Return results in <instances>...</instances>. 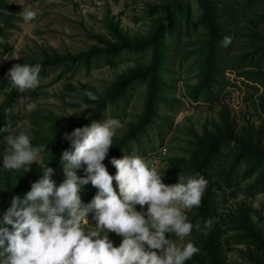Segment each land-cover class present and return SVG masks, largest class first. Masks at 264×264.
Returning a JSON list of instances; mask_svg holds the SVG:
<instances>
[{
	"label": "trees",
	"instance_id": "obj_1",
	"mask_svg": "<svg viewBox=\"0 0 264 264\" xmlns=\"http://www.w3.org/2000/svg\"><path fill=\"white\" fill-rule=\"evenodd\" d=\"M196 1L199 7L198 23L203 28V36L197 41L196 49L188 54L196 55L197 67L196 81L185 83V94L189 99L220 102L219 96L225 83L224 72L229 68V63L231 68L240 69L239 76L255 85H264V0H241L238 3L245 12L254 7L247 18L250 25L242 26L241 29L238 27L233 5L234 1L239 0ZM145 5L149 21L143 32L129 33L121 25L120 17L116 18L107 11L101 20L104 32L87 30L88 37L95 41L87 49L61 54L47 48L38 58L30 56L24 60L3 62V56L11 52L9 35L21 17L14 12L13 3L0 0V126L7 123L12 127L23 119V114L19 111V97L22 93L11 87L9 78H6L13 64H40L42 70L39 79L57 72L51 80V83H55L67 73H76L79 68L89 73L97 67H116L126 54L138 55L134 65L116 74L106 87L97 89L86 86L87 89L83 86L75 92L76 101L66 102L70 106L89 107L90 112L86 117L72 121L70 117L58 116L52 111L45 112L35 108L29 112L27 118L35 128L24 132L32 134L30 142L34 147L45 144L47 151L40 154V160L38 158L37 162L30 165L32 169L29 171L24 168L5 170L0 159V221L11 205L8 200L19 189H24L25 195L31 184L43 174L45 167L54 169L51 179L55 185L57 177L63 175L61 182L63 181L60 155L70 148L64 133H70L74 128L87 125L92 120L102 122L107 107L112 110V118L122 119L121 104H127L130 92L137 84L145 85L142 111L137 120L128 123L122 136L113 141V146L103 161L109 174L114 176L116 172L110 162L112 158L133 156L130 142H140V135L146 133L150 125H156L159 129L170 122V116L161 115L158 109L159 104L163 103V107L172 111L174 103L178 101L169 91L174 88L175 80L171 79V71L166 62L168 43L178 39L185 26H188L190 7L187 0H149ZM236 34L246 40V45L230 58L226 51ZM226 36L231 37V43L227 47L222 43ZM146 51L150 52L147 61L141 57ZM86 92H92L98 99L90 100L85 95ZM33 93L34 90L28 92L30 101L36 100L37 94ZM13 105L17 109L14 115L11 118L4 116L3 107ZM256 105L264 116V91L257 96ZM218 114L219 122L214 123L213 130L204 127L202 133L194 130L190 133L188 157H168L172 168L183 176H194L199 172L208 182L201 206L192 209L188 217L189 222L194 225L188 242L199 247L200 252L185 264H228L226 251L234 249L236 245L245 246L244 249H238V252L248 264H264V226H258L259 223L264 225V215L254 210L246 200L227 212L220 208V199L225 198V189H232V197L242 195L244 199H253L264 193V130L262 126L256 129L246 126L241 131L237 130V124L230 116L227 105H223ZM157 118H162L159 123L155 122ZM6 135L7 133H0V144L5 143ZM155 149H139L138 156L150 157ZM58 172L61 173L59 176ZM177 180L178 176L169 184H174ZM262 209L264 211V203ZM252 212L256 213L258 223L253 220ZM209 219L213 222L206 227L205 221ZM197 223L200 225L199 229L195 227ZM229 230L233 232L228 233ZM166 236L178 239L174 234L171 236L166 233ZM120 242V239H114V246H118Z\"/></svg>",
	"mask_w": 264,
	"mask_h": 264
},
{
	"label": "clouds",
	"instance_id": "obj_2",
	"mask_svg": "<svg viewBox=\"0 0 264 264\" xmlns=\"http://www.w3.org/2000/svg\"><path fill=\"white\" fill-rule=\"evenodd\" d=\"M21 15L30 22L39 13L23 10ZM222 43L227 47L231 37ZM41 70L40 64H13L8 71L11 87L18 93L35 90ZM85 95L98 99L92 92ZM35 108L34 103L27 105L28 111ZM16 111L15 105L3 107L9 118ZM120 127L119 119L92 120L64 133L70 148L60 155L63 181L62 175L55 185L54 169L47 166L25 195L19 189L8 200L11 205L0 221V264H185L200 252L191 241L177 246L166 233L191 236L194 225L186 213L201 206L207 180L197 172L167 185L163 169L150 167L135 155L112 158L116 172L110 175L103 161ZM0 133H7L8 148L2 155L5 170L29 171L47 151L45 144L34 147L27 133L7 123L0 126ZM80 169L84 175L77 174ZM89 183L95 188L85 195ZM136 205L147 206L146 211H137ZM89 217L95 221V230L87 228ZM212 222L205 221V226ZM195 227L199 229V223ZM110 232L121 240L118 246L109 239Z\"/></svg>",
	"mask_w": 264,
	"mask_h": 264
},
{
	"label": "rangeland",
	"instance_id": "obj_3",
	"mask_svg": "<svg viewBox=\"0 0 264 264\" xmlns=\"http://www.w3.org/2000/svg\"><path fill=\"white\" fill-rule=\"evenodd\" d=\"M13 3L14 12L21 17V20L16 23V27L12 29L8 41L11 44V52L5 54L2 58L3 62L9 60H24L26 57H40L42 51L47 48L54 49L63 54L66 52L76 53L80 50L87 49L95 41L87 35V30H95L104 32L102 27V18L109 11L110 15L120 17L121 25L131 34L143 32L148 27V15L145 11V2L149 0H7ZM239 1H234V13L238 21V27L250 25L249 11L241 10ZM190 7V21L188 26H185L181 36L168 43L167 66L171 71V79L175 80L174 88H170V95L176 97L178 101L174 103V110L169 111L163 107V103L159 104L161 115H169L170 122L164 124L159 129L156 125H150L146 133L140 135V142L132 141L129 146L136 156L139 149L148 147L156 148L150 157L143 158L150 167L151 163L156 161L155 167L163 171L162 180L165 184L170 185L176 176H183L181 172L172 168L168 161L170 156L188 157V150L191 145L190 133L194 130L202 133L204 129L213 130L214 123L219 122L218 112L223 105H227L230 116L235 119L237 130H242V127L251 126L256 129L260 126L264 130V116L259 111L256 105L257 96L264 91V85H255L239 76L240 69L229 68L225 69V83L223 84L220 93V102L209 103L206 101L190 100L185 94V83H193L196 81L197 67L196 55L189 54V51L196 49L197 41L203 36V28L198 23L199 7L196 0H187ZM23 10H34L39 13L34 21L26 22L23 20L21 12ZM246 40L236 34L232 44L226 51L227 56L232 58L233 54L245 47ZM138 55L126 54L122 61L116 67L108 65L94 68L87 73L84 69L79 70L74 74L65 75L61 80L51 83L52 78L57 72H53L51 76L39 79V86L34 90L33 94H37L35 101H30L28 92L22 93L19 97V111L23 114V119L19 120L14 126L10 127L17 132H24L29 128H35L27 118L30 111L27 110V105L34 103L36 108L45 112L52 111L58 116H67L72 121L80 120L86 117L90 108L81 105L78 107L67 105L66 102L76 101L75 95L82 87L92 86L97 89H102L107 86V83L114 79L115 75L125 70L129 66H133ZM150 52H144L141 57L149 59ZM8 80V75H7ZM258 87V89H257ZM87 88V87H86ZM88 89V88H87ZM166 94L168 92L166 91ZM25 95V96H24ZM28 95V96H27ZM169 95V94H168ZM145 97V85L139 83L130 92V97L127 104H121L120 113L123 115L121 127L116 130L113 141L120 138L126 131L128 123L137 120L142 111L143 101ZM87 107L83 110V108ZM72 113L71 115H69ZM112 110L106 108L102 122L106 119H112ZM162 118H157L155 122L159 123ZM170 125V126H169ZM205 127V128H204ZM28 134V133H27ZM29 136L32 134H28ZM31 138V137H30ZM264 140V136H263ZM6 143L0 144V159L7 151ZM110 152V149H109ZM108 152V154H109ZM40 160V155L38 156ZM38 158L36 162L38 161ZM166 168V169H165ZM82 169L77 170L80 175ZM61 173L58 172L59 176ZM57 177V179H60ZM59 186V184L57 185ZM95 187L89 183L88 189L85 192H91ZM231 188L225 189V198L220 199L221 211L227 212L231 208L237 206L242 200L250 203L252 208L264 215L262 204L264 203V193L257 195L253 199H244L243 196L232 197L230 195ZM137 211H146L147 206L143 209L136 205ZM191 213L187 211L189 217ZM252 218L255 222H259L255 212H252ZM95 221L89 217V230H95ZM258 226L263 227L262 223ZM229 230L228 233H232ZM101 232V235H104ZM109 239L114 244L115 233H108ZM177 246L183 247L188 242V237L178 238L175 240ZM244 249V245H236L232 250L226 251V259L228 264H248L244 261L238 249Z\"/></svg>",
	"mask_w": 264,
	"mask_h": 264
},
{
	"label": "built area",
	"instance_id": "obj_4",
	"mask_svg": "<svg viewBox=\"0 0 264 264\" xmlns=\"http://www.w3.org/2000/svg\"><path fill=\"white\" fill-rule=\"evenodd\" d=\"M155 164H156V161H155V162H153V163H151V166H152V165H154V167H155ZM155 168H156V167H155Z\"/></svg>",
	"mask_w": 264,
	"mask_h": 264
}]
</instances>
